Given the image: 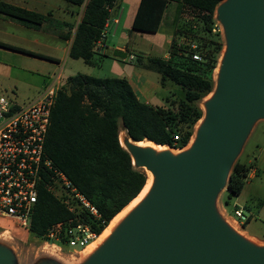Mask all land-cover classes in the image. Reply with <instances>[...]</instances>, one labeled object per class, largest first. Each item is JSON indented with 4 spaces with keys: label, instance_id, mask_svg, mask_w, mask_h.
Returning a JSON list of instances; mask_svg holds the SVG:
<instances>
[{
    "label": "trees",
    "instance_id": "obj_1",
    "mask_svg": "<svg viewBox=\"0 0 264 264\" xmlns=\"http://www.w3.org/2000/svg\"><path fill=\"white\" fill-rule=\"evenodd\" d=\"M63 1L81 9L78 24L75 27L64 24L68 32L60 35L62 39H69L73 34L69 58L96 66V44L103 38L105 24L117 0ZM221 1L139 0L130 30L151 34L158 31L167 5L176 3L168 58L147 59V66L158 74L162 89L173 85L180 88L181 97L170 93L165 99L167 105L141 102L125 78L78 73L68 77L66 86L57 90L45 138V154L97 210L99 217L88 219L97 235L139 194L146 181L145 171L134 168L128 152L119 143V126L132 141H151L177 149L187 145L194 126L202 118L198 102L214 89L213 73L224 45L214 18L215 8ZM0 15L37 28L48 22L50 14L43 15L0 0ZM200 29L214 39L200 44L195 40ZM178 36L196 42L195 47L186 42L177 44ZM0 45L52 61L44 55ZM194 54L200 59L194 60ZM251 167V164L234 162L226 182L225 206L241 193ZM232 207L234 216L238 207ZM69 217L64 205L40 187L30 233L41 238L51 224ZM248 221L249 217L243 229Z\"/></svg>",
    "mask_w": 264,
    "mask_h": 264
},
{
    "label": "water",
    "instance_id": "obj_2",
    "mask_svg": "<svg viewBox=\"0 0 264 264\" xmlns=\"http://www.w3.org/2000/svg\"><path fill=\"white\" fill-rule=\"evenodd\" d=\"M214 18L224 45L191 146L174 155L125 142L132 165L149 171L152 185L80 264H264V246L235 233L217 208L232 165L264 120V0H223ZM45 257L36 264L59 260ZM16 261L0 243V264Z\"/></svg>",
    "mask_w": 264,
    "mask_h": 264
},
{
    "label": "rangeland",
    "instance_id": "obj_3",
    "mask_svg": "<svg viewBox=\"0 0 264 264\" xmlns=\"http://www.w3.org/2000/svg\"><path fill=\"white\" fill-rule=\"evenodd\" d=\"M45 1L47 5H49V7L47 6L46 9L56 11L58 14L61 13L62 8H64L65 4H67L63 0ZM118 3L120 5V10L116 12L115 16L118 17L120 14V23L117 26L116 34H112L111 25L106 31L107 45L109 48H111L113 45H127L129 42V29L125 28L129 8L128 6H125L124 2L122 3L121 0H118ZM79 9L77 8V12ZM122 9L123 11L121 12ZM174 9L175 5L173 3H169L163 17L162 27L157 35L149 33H137L135 37L130 39L129 43L131 44L129 46L132 45L134 49H137V51L134 52L135 60L131 64L105 60L103 66L97 68L85 65L79 59L75 60L69 57L64 59L63 56L58 55L57 57L60 60L56 65L41 58L0 48V95L11 98L18 104L26 103L29 100L35 98L40 93L42 90L41 87H43V85H47L51 81H58L59 88H64L66 86V79L78 73L93 77L128 78L132 72H137L141 75L142 81L144 79H159L157 73L148 71V69L143 67V65L147 64L145 59L147 57H145V54L157 58H161L164 54H166L168 49L167 41L170 34L166 31L165 21L170 18L171 13L175 15ZM183 16L185 18L187 17L186 14ZM3 18L5 17L0 16V19ZM0 23L4 26V28L0 30V41L26 47V45L22 44L21 41L18 40V37L23 35L24 31L16 30L13 27L4 24L3 22ZM217 26V31L220 33V36L223 39L222 27L219 23H217ZM208 39L212 40L214 37L202 32L201 29L198 36L196 35L195 38V40H198L200 44H202L204 40ZM185 42L190 45V47H195L196 42H192L189 38L185 39L184 37L178 36L176 39V43L179 45H184ZM151 45H156V49L150 51ZM27 47H29V49L32 51L42 53V55H57L54 54L53 50L50 49L44 50L30 46ZM210 48L212 49L213 46H210ZM140 57L142 58L141 60L143 65L139 64L137 61V59ZM216 69L213 73L214 81L216 78ZM158 90L157 98L160 99L159 102L163 105L168 104H166L165 99L170 93H174L176 97H181L180 88L175 85L169 87L168 89L159 88ZM208 95L198 102V107L202 110L203 114V102L206 100L205 98ZM141 101L143 102L144 100L142 99ZM159 102L155 101V98L150 100V103L153 105L159 104ZM199 123L200 122L198 121L194 126L193 134L190 138L194 136L195 129ZM119 131H124L122 130L121 126H119ZM236 161L245 163L246 161H249L251 165H255V167L258 169V175L256 177H252L249 180H245L243 192L240 194V196L232 198L231 203L228 206L224 205L226 191H221L217 199V208L219 209L223 218L235 226L241 233L245 234V236L252 238L257 242L264 243V121L257 122L251 134L247 138L240 154L236 158ZM245 198L250 199L248 202H245ZM261 199L262 205L260 206L259 204ZM233 204L238 205L243 215L250 218L248 226L244 227V229L241 225L238 226L232 221L233 215L231 214V211ZM252 233L259 235V237H253ZM0 243L10 247L16 253V264H36L41 260H46L45 255L50 253L59 259L56 261L57 264H80V258L63 257L61 255L55 254V252L43 250L41 248L40 241L30 235L25 237L12 235L11 238L0 237Z\"/></svg>",
    "mask_w": 264,
    "mask_h": 264
},
{
    "label": "built area",
    "instance_id": "obj_4",
    "mask_svg": "<svg viewBox=\"0 0 264 264\" xmlns=\"http://www.w3.org/2000/svg\"><path fill=\"white\" fill-rule=\"evenodd\" d=\"M128 58L132 60L133 56ZM192 58L200 59L197 54ZM58 89V81H53L22 104L0 95V237L32 236L31 217L38 190L43 187L64 205L70 217L51 224L41 238L32 237L40 241L43 250L81 258L98 236L88 219L99 215L45 154V138ZM232 218L242 226L248 217L237 209Z\"/></svg>",
    "mask_w": 264,
    "mask_h": 264
},
{
    "label": "crops",
    "instance_id": "obj_5",
    "mask_svg": "<svg viewBox=\"0 0 264 264\" xmlns=\"http://www.w3.org/2000/svg\"><path fill=\"white\" fill-rule=\"evenodd\" d=\"M1 1H4L6 3L12 4L15 6H19L21 8H25L27 10L37 12V13H40L43 15H47V14H50V15L48 17V22L43 23L40 27H37V28L24 26V25H22L18 22H15V21H13V20H11V19H9L3 15H0V16L5 17L3 19H0V22H3L4 24L13 27L16 30L24 31L23 35L18 37V40L21 41L22 44L26 45V47H23V46L17 45V44H13V43L10 44V43H6V42H2V41H0V44H6V45L14 46V47L21 48V49H24L26 51H29V52H32L35 54H40V55H42V53L32 51L27 46L35 47V48H41L44 50H46V49L53 50L54 54H57V55H55V56L54 55H44V56H47V57L52 59V61H50V60H46V61H49V62L56 64V65L58 64V62L60 60L57 57L58 55L63 56L64 59L69 57L68 53H69V48H70V44L72 41L73 34H71L69 39H62L60 35L62 33L68 32V30H67L68 28L64 24H71L74 27L78 24V22L80 20V16H81V9L77 12L76 7L71 6L70 4H68L66 2L67 4H65L64 8H62L61 13L58 14L56 11H53L51 9H46L47 6L49 7V5H47L45 0H43V1L42 0H1ZM121 2L122 3L124 2V5L128 6V8H129L125 28L129 29L128 35H129V42H130V39L132 37H135V35H137V33H142V32L130 30V26H131L133 17L135 15V12L137 10L139 0H121ZM171 3H173L175 5V9H174V11H175L176 10V3H174V2H171ZM166 8H165V11L163 13V17H164V14L166 12ZM118 10H120V5H119L118 0H117L116 6L111 10L109 19L107 20V22L105 24V28L103 30V38L99 42H97V44H96L97 65L93 66V67H97V68L102 67L105 60L106 61L112 60V61H116L118 63L124 62V63H129V64H131L135 60L134 52L137 51V49H134L132 47V45L129 46L131 43L128 42L127 45H113L111 48H109L107 45L106 31L109 29V27L111 25L112 26V34L115 35L116 31H117V26L120 23V21H119L120 14L118 15V17L115 16V14H116V12H118ZM122 11H123V9L121 10V12ZM163 17H162L158 31L156 33H152V34L157 35L158 32L160 31V29L162 27V23H163ZM173 18H174V14L171 13L170 18L165 21L166 31L169 32V34H170L168 36V41H167L168 48H169V44H170L171 36H172V32H173ZM3 28H4V26L1 25V23H0V30H2ZM149 34H151V33H149ZM0 48L6 49L5 47H3L1 45H0ZM154 49H156V45L155 46L151 45L150 51H153ZM6 50H9V49H6ZM10 51H13V50H10ZM13 52H17V51H13ZM17 53H20V52H17ZM22 54H24V53H22ZM25 55H27V54H25ZM129 56H133V59L129 60V58H128ZM145 57H147V58H145L146 61L148 58H157V57L149 56L148 54H145ZM161 58L162 59L168 58V49H167L166 54H164ZM141 59L142 58L140 57L139 59H137V61L139 64L143 65ZM143 67L145 69H148V71H152L151 69L148 68L147 64L143 65ZM153 72H155V71H153ZM117 78H121V77H117ZM125 79L128 81V83L130 84V86H131L133 92L135 93L137 99H139L140 101L143 99L144 103L150 104V105H153L152 103H150V100L152 98H155V101H157V102L160 101V99L157 98V94L159 91L158 89L161 88V86L159 84V79H154V78L153 79H144L142 81L141 75L137 72H132L131 75ZM52 82L53 81H51L50 83H52ZM47 85H43V87H41V88L43 89ZM156 105H161V104L159 102V104H156ZM262 121H264V120H262ZM242 163H244V164L247 163L246 165L251 164V163H249V161H246V163L245 162H242ZM257 175H258V169L255 167V165L254 166L252 165V167L250 168V170L247 174L246 179L249 180L252 177H256ZM242 192H243V190L241 191V193ZM240 194L238 196H240ZM238 196H236V197H238ZM249 199L245 198L244 201L248 202ZM259 205L260 206L262 205V199L260 200ZM233 206H237L238 209H240L239 206L236 204H233ZM249 222H250V218H249L248 223L245 225V227L248 226ZM253 237H259V235L253 234Z\"/></svg>",
    "mask_w": 264,
    "mask_h": 264
},
{
    "label": "bare ground",
    "instance_id": "obj_6",
    "mask_svg": "<svg viewBox=\"0 0 264 264\" xmlns=\"http://www.w3.org/2000/svg\"><path fill=\"white\" fill-rule=\"evenodd\" d=\"M216 71H217V69H216ZM210 97H211V94H209L205 99L207 100ZM199 122H201V119L199 120ZM193 139H194V136L192 138H190V140H189V142H188V144H187L186 147H184L183 149H176V150L171 149V148H169L168 146H165V145L156 144V143L151 142V141H140V142H135L133 144H135L136 146L142 147V148H150L153 151H155L156 153H159V152H162V151H169L170 153L176 155V154H179L180 152H182L184 150H187L191 146V144L193 142ZM118 140H119V143H120V145L122 147H125V142H130V140L127 137L125 131H119ZM144 171H145V174H146V181H145V184H144L143 188L139 192V194L132 201H130L120 212H118L109 221V223L107 224V226L102 230V232L97 236V238L88 245V247L83 252L81 258L79 259L80 262L85 261L91 254H93L105 242V240L111 235V233L118 226V224L146 196V194L148 193V191H149V189H150V187L152 185L153 176H152V174L149 171H147V170H144ZM223 220H224V223L228 227H230L235 233H237L240 236L244 237L245 239L251 241L255 245L264 246V243L257 242L256 240L245 236V234L241 233L235 226H233L227 220H225V219H223Z\"/></svg>",
    "mask_w": 264,
    "mask_h": 264
}]
</instances>
